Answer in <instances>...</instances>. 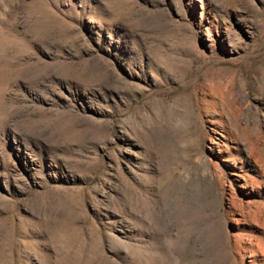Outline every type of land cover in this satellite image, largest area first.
Segmentation results:
<instances>
[{"label": "rangeland", "instance_id": "obj_1", "mask_svg": "<svg viewBox=\"0 0 264 264\" xmlns=\"http://www.w3.org/2000/svg\"><path fill=\"white\" fill-rule=\"evenodd\" d=\"M0 264H264V0H0Z\"/></svg>", "mask_w": 264, "mask_h": 264}]
</instances>
